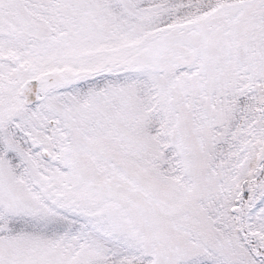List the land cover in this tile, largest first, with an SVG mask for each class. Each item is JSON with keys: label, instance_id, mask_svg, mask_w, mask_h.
I'll list each match as a JSON object with an SVG mask.
<instances>
[{"label": "snow or ice", "instance_id": "1", "mask_svg": "<svg viewBox=\"0 0 264 264\" xmlns=\"http://www.w3.org/2000/svg\"><path fill=\"white\" fill-rule=\"evenodd\" d=\"M0 264H264V0H0Z\"/></svg>", "mask_w": 264, "mask_h": 264}]
</instances>
